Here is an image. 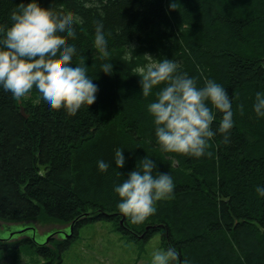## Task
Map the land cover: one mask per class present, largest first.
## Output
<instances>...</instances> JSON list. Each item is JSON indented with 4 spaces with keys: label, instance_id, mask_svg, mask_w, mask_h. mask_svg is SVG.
Segmentation results:
<instances>
[{
    "label": "trees",
    "instance_id": "trees-1",
    "mask_svg": "<svg viewBox=\"0 0 264 264\" xmlns=\"http://www.w3.org/2000/svg\"><path fill=\"white\" fill-rule=\"evenodd\" d=\"M19 2L0 0V24L9 22ZM40 4L52 15L82 18L75 26L73 62L83 58L98 91L93 104L72 116L63 108L47 110L32 98H21L25 118L17 99L0 89V238L18 222L75 220L72 235L56 242L55 249L34 243L44 258L41 264H59L60 252L80 225L112 221L140 246L160 234L163 247L178 251L176 264H264V197L255 191L257 185L264 186V118H256L251 107L255 93L264 92V0ZM97 23L108 34L105 59L113 65L111 74L98 71L104 61L93 45ZM125 45L134 56L149 53L177 60L198 84L204 78L220 83L232 99L234 123L227 141L225 134L217 133L209 140L207 155L199 158L161 152L147 111L155 89L148 97L139 94L138 77L131 69L141 61H127ZM218 122L217 114L214 130ZM116 148L124 151L122 169L112 161ZM142 155L153 158L175 185L172 199L156 202L146 227L144 222L131 224L119 213V198L112 190ZM97 159L109 162L106 172L97 171ZM193 167L200 175L193 176ZM176 182L187 184L180 187ZM217 188L221 195L216 196ZM118 217H123L122 224ZM10 223L14 227H8ZM24 224L16 226H29ZM8 243L0 240V249Z\"/></svg>",
    "mask_w": 264,
    "mask_h": 264
},
{
    "label": "clouds",
    "instance_id": "clouds-1",
    "mask_svg": "<svg viewBox=\"0 0 264 264\" xmlns=\"http://www.w3.org/2000/svg\"><path fill=\"white\" fill-rule=\"evenodd\" d=\"M8 19L7 24H0V89L17 100L32 98L34 104L47 110L63 108L69 116L94 103L98 91L94 78L87 74L83 58L73 62L77 55V46L72 42L77 38L75 26L83 22L82 18L55 16L41 6L40 0H20ZM107 42L108 34L97 23L93 45L104 61L98 71L111 74L113 65L105 59L109 55ZM125 46L127 61H141L131 69L138 77L139 94L148 97L155 89V99L147 104V111L161 152L199 158L207 155L209 140L217 133L225 134L227 141L234 123L232 99L220 83L204 78L198 84L177 60L156 59L149 53L134 56L132 47ZM251 107L256 118H264V92L255 93ZM217 114L219 122L214 130ZM112 161L117 169L124 168L121 148L115 149ZM109 166L103 159L96 161L99 173ZM174 189L173 177L160 171L153 158L142 155L112 190L119 198V213L131 223L140 224L156 212L157 201L173 198ZM255 191L264 197V186L257 185ZM178 258L174 247H158L151 253L150 264H176Z\"/></svg>",
    "mask_w": 264,
    "mask_h": 264
},
{
    "label": "rangeland",
    "instance_id": "rangeland-1",
    "mask_svg": "<svg viewBox=\"0 0 264 264\" xmlns=\"http://www.w3.org/2000/svg\"><path fill=\"white\" fill-rule=\"evenodd\" d=\"M118 218L123 221V217ZM148 221L151 222L149 217L142 224L146 227ZM24 223L29 224V226H23L27 228L25 232H22L21 226H15L18 227L16 234L2 237L9 243L5 248L0 249V264L43 263L44 258L42 259L38 255L34 243L50 244L49 246L55 249V243L61 241L54 237H52L54 238L53 241H49V235L57 230H67L68 226L67 223L40 220H29L14 224L23 225ZM31 227L36 229V235L32 233ZM69 235L70 232L66 237H69ZM28 239H30V242ZM143 241L145 243L141 246L131 242L116 229L112 221L85 223L77 228V233L71 240L70 245L60 252L61 262L59 264H150L152 251L155 248L163 247V239L160 234H155L150 239ZM11 243H14V245H11ZM242 249L246 250V247L243 246Z\"/></svg>",
    "mask_w": 264,
    "mask_h": 264
},
{
    "label": "bare ground",
    "instance_id": "bare-ground-1",
    "mask_svg": "<svg viewBox=\"0 0 264 264\" xmlns=\"http://www.w3.org/2000/svg\"><path fill=\"white\" fill-rule=\"evenodd\" d=\"M60 9H62V8H60ZM18 101V104H19V107L21 106L20 105V103H21V101H20V99L19 100H17ZM25 115H26V117L28 116L26 113H25ZM25 117V118H26ZM192 174H193V176H198V175H200L199 174V171H198V168L197 167H193V170H192ZM190 179V178H189ZM185 180H186V178H185ZM181 181H184V179H181ZM177 183V182H176ZM178 185H180V187L181 186H184V185H186L187 183H177ZM217 195H221V190H220V188H217V190H216V196ZM211 199V198H210ZM218 199V198H217ZM217 199L215 200V201H217ZM159 227L161 228L162 227V225L161 224H159ZM171 236V235H170ZM169 236V237H170ZM171 237H170V241H171Z\"/></svg>",
    "mask_w": 264,
    "mask_h": 264
},
{
    "label": "water",
    "instance_id": "water-1",
    "mask_svg": "<svg viewBox=\"0 0 264 264\" xmlns=\"http://www.w3.org/2000/svg\"><path fill=\"white\" fill-rule=\"evenodd\" d=\"M19 111H20V114L22 115V116H24V117H26V115H25V112H24V108L22 107V106H20L19 107ZM122 221H120V223H121ZM69 231H70V235L72 234V229H71V227L69 228ZM69 235V236H70ZM65 235L63 234L62 235V237H64Z\"/></svg>",
    "mask_w": 264,
    "mask_h": 264
}]
</instances>
